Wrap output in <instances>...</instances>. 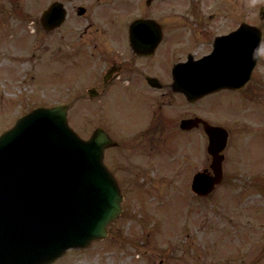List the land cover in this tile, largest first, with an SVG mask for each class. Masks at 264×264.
Masks as SVG:
<instances>
[{"label":"flooded vegetation","instance_id":"obj_1","mask_svg":"<svg viewBox=\"0 0 264 264\" xmlns=\"http://www.w3.org/2000/svg\"><path fill=\"white\" fill-rule=\"evenodd\" d=\"M55 3L58 8H52ZM170 8L168 3L166 11L161 10L159 0H0V51L5 46L10 53V38L13 54L29 41L36 52L45 48L51 53L33 57L43 59L52 72L72 66L87 73L75 86L59 82L53 96L57 104L69 106V119L88 137L108 138L104 163L124 193L122 215L109 225L108 237L90 248L123 242L118 236L122 226L116 224L123 223L135 205L134 193L126 187L165 182L189 185L195 173L206 169L203 164L194 171L192 165L204 157V121L221 124L212 119L214 110L207 107L210 99L233 94L239 104L253 101L257 90H264V21L257 23L249 16L178 18ZM62 9L66 10L64 23L49 30L50 21H56ZM242 24L258 26L263 32L254 68L248 70L247 54L253 47L256 50V41L239 37L224 43V48L243 56L235 75L238 85L193 99L192 89L201 83L192 65L213 51L218 37ZM256 37L242 35L244 40ZM223 59L228 63L231 57ZM119 101L126 105L122 118L116 110ZM210 163L207 157L206 164ZM138 211L132 210L131 215ZM85 251H69L51 264H69V254Z\"/></svg>","mask_w":264,"mask_h":264},{"label":"rangeland","instance_id":"obj_2","mask_svg":"<svg viewBox=\"0 0 264 264\" xmlns=\"http://www.w3.org/2000/svg\"><path fill=\"white\" fill-rule=\"evenodd\" d=\"M168 3L178 18L249 16L261 23L264 0H159L160 9L166 11ZM11 41L10 53L5 46L0 51V135L32 109L55 102L59 82L75 86L87 74L70 62L64 69L43 72V59L33 55L45 57L50 52L45 48L36 52L27 41L13 54ZM232 96L225 93L205 103L214 110L212 119L230 125L223 184L205 199L193 196L186 183L126 187L134 193L135 205L124 222L116 224L122 226L118 236L123 242L72 254V264H264V90H257V98L245 106ZM116 110L119 118L124 117L125 102L116 103ZM206 147L204 139V157L194 162V171L203 164L207 167ZM195 157L192 153V160ZM132 210L140 211L132 216Z\"/></svg>","mask_w":264,"mask_h":264},{"label":"water","instance_id":"obj_3","mask_svg":"<svg viewBox=\"0 0 264 264\" xmlns=\"http://www.w3.org/2000/svg\"><path fill=\"white\" fill-rule=\"evenodd\" d=\"M207 131L215 177H195L194 190L202 196L221 181L219 153L227 143L224 129L207 126ZM103 146L100 138L80 139L62 106L34 110L0 138L1 264H11L17 243L39 258L32 264H45L106 235V225L120 210L114 206L118 197H107L119 192L102 163ZM110 201L111 208L101 206Z\"/></svg>","mask_w":264,"mask_h":264}]
</instances>
